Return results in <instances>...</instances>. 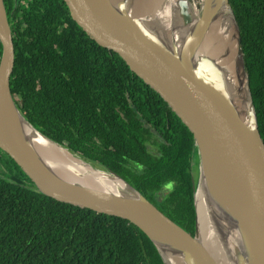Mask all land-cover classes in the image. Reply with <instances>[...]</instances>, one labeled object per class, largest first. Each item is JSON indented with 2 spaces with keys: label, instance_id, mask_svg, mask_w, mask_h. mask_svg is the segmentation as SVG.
Here are the masks:
<instances>
[{
  "label": "water",
  "instance_id": "water-1",
  "mask_svg": "<svg viewBox=\"0 0 264 264\" xmlns=\"http://www.w3.org/2000/svg\"><path fill=\"white\" fill-rule=\"evenodd\" d=\"M74 19L103 40L152 88L192 134L197 175L193 234L185 231L110 169L78 157L37 130L20 112L9 89L12 34L0 0V150L42 195L126 219L154 246L162 264H218L203 239L205 216L231 264H264V143L249 88L239 27L228 0H67ZM195 4V6H194ZM166 7V6H165ZM194 9L197 12H194ZM228 17L235 34L238 103L219 56L202 51L211 22ZM232 74V73H231ZM116 183L98 186L59 172L39 151L33 131ZM103 176V177H102ZM198 193V198H196Z\"/></svg>",
  "mask_w": 264,
  "mask_h": 264
},
{
  "label": "trees",
  "instance_id": "trees-1",
  "mask_svg": "<svg viewBox=\"0 0 264 264\" xmlns=\"http://www.w3.org/2000/svg\"><path fill=\"white\" fill-rule=\"evenodd\" d=\"M15 1L9 89L21 114L71 152L84 158L92 150L90 161L97 159L93 137L123 141L128 150L130 131L139 124L126 114L131 104L125 94L135 107L167 104L109 45L83 29L67 0ZM228 2L264 143V0ZM190 147L191 140L184 155ZM0 164V264H162L150 240L126 219L42 195L1 150ZM179 189L158 207L192 235L193 197Z\"/></svg>",
  "mask_w": 264,
  "mask_h": 264
},
{
  "label": "flooded vegetation",
  "instance_id": "flooded-vegetation-1",
  "mask_svg": "<svg viewBox=\"0 0 264 264\" xmlns=\"http://www.w3.org/2000/svg\"><path fill=\"white\" fill-rule=\"evenodd\" d=\"M3 2L10 26L16 1L3 0ZM11 2L12 7L7 12L6 9L10 7ZM139 96L144 95L141 93ZM125 97L131 104L125 110L126 114L139 124V126H133L134 128L130 131L132 142L129 143L128 150H125L123 141L104 142L93 137L98 145L95 149L97 159L95 161L87 159L90 152H93L92 150H87V156L84 158L76 155L90 163L95 162L92 164L97 167L110 169L117 173L144 195L159 211L158 205L163 202V197L173 191L177 185L182 193L190 192L193 197L197 167L191 132L169 107H135L127 94ZM141 101L143 100L135 99L134 103ZM156 101L158 102V100ZM119 116L123 117L121 112H119ZM190 140V150L184 155L181 150L183 145H187V141ZM110 151L116 152L117 155L112 156V160H107L104 157L109 155ZM183 172L185 176H183Z\"/></svg>",
  "mask_w": 264,
  "mask_h": 264
},
{
  "label": "bare ground",
  "instance_id": "bare-ground-1",
  "mask_svg": "<svg viewBox=\"0 0 264 264\" xmlns=\"http://www.w3.org/2000/svg\"><path fill=\"white\" fill-rule=\"evenodd\" d=\"M174 1L175 0H166V7L161 4L159 6V11L157 8L154 9L157 11V13H165L166 8L169 11L174 7ZM152 3L153 0H150V5ZM194 12L196 13L197 10L194 9ZM201 48L202 51L208 55L220 57V63L230 73L227 84L228 88L232 96H234L236 101L240 103L244 96V92L243 90H239V85L237 82L235 34L233 26L231 25L228 17L219 15L211 22L202 40ZM32 133L36 137V144L39 151L59 172L68 174V172L81 171L82 176L78 175L77 177L82 180L85 177L84 180L92 185H106L108 187H113L116 183L118 186H122L120 182H113L107 178H103V181L99 182L98 180L101 179V176L96 175V173L92 171L93 169L78 157L70 154L67 150L63 149V147L45 139L37 132L33 131ZM196 198H198V193H196ZM202 223L203 226L200 229L202 230L203 239L207 236V248L211 251L217 263L231 264L227 254L222 250L224 249L222 244L220 246L219 242L217 241L219 239L215 237L212 227L209 225V222L205 216L202 217ZM174 264L178 263L175 262Z\"/></svg>",
  "mask_w": 264,
  "mask_h": 264
},
{
  "label": "rangeland",
  "instance_id": "rangeland-1",
  "mask_svg": "<svg viewBox=\"0 0 264 264\" xmlns=\"http://www.w3.org/2000/svg\"><path fill=\"white\" fill-rule=\"evenodd\" d=\"M192 1V0H191ZM199 1L200 0H194L195 4H196V7H198V4H199ZM0 171H3V168H2V165L0 164ZM6 173V172H5Z\"/></svg>",
  "mask_w": 264,
  "mask_h": 264
}]
</instances>
